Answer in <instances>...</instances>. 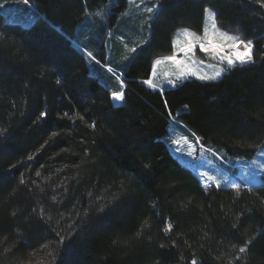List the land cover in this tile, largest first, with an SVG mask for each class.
Instances as JSON below:
<instances>
[{"label":"trees","instance_id":"1","mask_svg":"<svg viewBox=\"0 0 264 264\" xmlns=\"http://www.w3.org/2000/svg\"><path fill=\"white\" fill-rule=\"evenodd\" d=\"M155 1L149 40L134 54L111 47L105 65L109 38L132 43L127 0H0V264H264V171L239 192L205 189L162 139L174 118L228 156L263 148L264 7ZM14 7L30 23L6 19ZM206 8L253 40L255 62L215 81L144 83L179 28L202 31Z\"/></svg>","mask_w":264,"mask_h":264},{"label":"rangeland","instance_id":"2","mask_svg":"<svg viewBox=\"0 0 264 264\" xmlns=\"http://www.w3.org/2000/svg\"><path fill=\"white\" fill-rule=\"evenodd\" d=\"M127 4L129 6L123 10L122 17L126 20V22H130L129 30L132 33V39H131L132 43L129 45L126 39L124 38L125 40L124 42L123 37L120 36L118 38H114L112 41L109 38V40L105 45V53H106L105 65H110L111 47H114L115 50H119V52H121L122 50H126L129 51V53L134 54L137 51V49L140 47V45H142V43H145L149 40L148 22H150L153 19V17L156 15V13L159 10V6L155 7L153 12L151 13H149L147 9L153 8V6L157 5L158 3L155 0H134V2L132 3H130L129 0H127ZM108 5L109 8L118 6L116 2L112 4L110 3ZM7 9L4 8L2 9L6 19H13L14 17H18L20 21H22V23L24 24L30 23L31 19H33L34 16L32 10L30 15L27 14L25 15V17H22V14L18 10H15V7L12 10V12H9ZM208 9L214 10L212 8H208ZM113 11L118 12L116 10H112V12ZM19 14H21V16H18ZM206 23L207 21L204 15L203 28ZM218 26L224 31H229L231 34L238 33L237 31L222 27L219 24ZM203 28L200 33H197V35L199 36L203 35ZM179 29H183V28H179ZM178 30L173 38V41L177 38ZM109 31L111 30L109 29ZM107 36L112 37L113 34L109 33ZM133 36L139 39L142 38L144 40L143 42H139V43L135 42L136 40H134ZM179 38L182 41L185 39L183 36H180ZM133 48L136 49L135 52L131 51V49ZM174 52L176 53L178 59H185L189 63L204 61L203 65L200 64L194 65L200 73H204V72L211 73L214 69L209 67V65L218 63L217 61H213L212 59H210L209 54L201 51L198 44L190 53L185 54L184 52L178 51L176 48H174ZM164 58L165 57L157 58V59H161L162 63L156 66V73H157L156 77L152 76V72H153V66H152V71L148 78V79L152 78L155 80V82L161 84V88H157V89L175 87L187 79L200 80L198 79L197 76H188L185 79L178 81L175 85L167 83V79L163 74L165 72L174 71L175 69L172 67L170 62L164 60ZM94 60L95 59L91 60L93 62L90 61L89 63L90 66H92V63L95 62ZM156 60H154V62ZM223 66L227 67L226 64ZM104 69L108 72V74L111 76L114 82L117 83L119 87L122 86L121 85L122 79L119 71H115L109 66H105ZM108 69H111V71H109ZM94 73L96 75H99L98 72H94ZM112 79L110 83L113 82ZM112 100L114 102L117 101L120 102V100H115L113 99V97ZM185 136L188 137V140L192 144H196L195 135H193L186 127H184L177 120L171 118L167 129V134L162 139L165 142L170 154L173 157H175L182 165L192 170L197 175L199 181L201 182L202 186L205 189H209L211 187H217V186L215 182L206 183V178L202 175L203 173H208L210 176H214L216 180L220 181V185L218 187L228 188L235 192H237V189L232 188L231 187L232 184L240 185V189H242V188H250L253 186H257L262 183L263 180L261 179V173L262 171H264V146L256 153V155L253 158L242 159V158L231 157L224 154L221 151H214L213 149L204 147L203 145L200 144V142L199 144H196V148L193 152L192 147H190L189 144L185 143V141L182 139V137ZM177 140L180 141L179 145L174 143V141ZM190 152H193V154L189 155ZM26 264H38V261L31 260Z\"/></svg>","mask_w":264,"mask_h":264},{"label":"snow or ice","instance_id":"3","mask_svg":"<svg viewBox=\"0 0 264 264\" xmlns=\"http://www.w3.org/2000/svg\"><path fill=\"white\" fill-rule=\"evenodd\" d=\"M25 3H28V0H24ZM130 3L134 2V0H129ZM257 3L264 7V0H256ZM159 6L154 5L153 8H148L147 11L149 13L153 12L154 8ZM205 19L207 23L203 28V35L199 36L196 32L191 31L188 28L179 29L177 33V38L173 41V46L180 52H184L185 54L192 52V50L199 45L201 51L209 54L210 59L213 61H217V64L209 65V67L214 70L211 73L204 72L200 73L198 69L194 66L195 64L203 65L204 61L191 62L189 63L185 59H178L176 53L173 55L165 57L164 60L170 62L172 67L175 69L174 71L165 72L163 75L167 79V83L175 85L178 81L185 79L188 76H197L198 79L202 81H215L219 77L222 76L226 71L236 67L237 65H249L255 62L254 60V43L253 40H245L242 37V34H231L229 31L222 30L217 23V12L211 9L206 8ZM210 24V27H209ZM183 36L185 39L182 41L179 37ZM132 52H135L136 49H131ZM90 57H92V53H88ZM95 59V57H92ZM162 60L157 59L153 64V72L152 76L156 77V66L161 64ZM227 67H224L225 65ZM111 71V69H108ZM144 83L149 85L153 89L161 88V84L155 82L154 79L150 78L145 80ZM121 85L123 86V82L121 81ZM112 97L115 100H123L124 92H113ZM46 113H41V116H45ZM95 127V124L92 125ZM0 134H2V130H0ZM185 143H188L190 147H192L193 152L196 148V144H199L200 137H195L196 144H192L188 137H182ZM175 144L179 145L180 141H174ZM193 152H190L189 155H192ZM39 175V173H37ZM206 178V183L215 182L216 186L220 185V181L216 180L214 176H210L208 173L202 174ZM23 183V181H21ZM232 188L237 189L239 192L240 185L232 184ZM14 215V214H13ZM172 224L169 223L167 225L166 231L172 229ZM60 243H63V238H61ZM252 243V240H248L244 243L243 246L239 248L240 253H245ZM44 247V246H42ZM48 255H51L49 253ZM238 259V257H237ZM39 264H45L44 261H40ZM191 264H198L196 259H193Z\"/></svg>","mask_w":264,"mask_h":264},{"label":"crops","instance_id":"4","mask_svg":"<svg viewBox=\"0 0 264 264\" xmlns=\"http://www.w3.org/2000/svg\"><path fill=\"white\" fill-rule=\"evenodd\" d=\"M112 97V96H111ZM115 103H119L118 101L117 102H115Z\"/></svg>","mask_w":264,"mask_h":264}]
</instances>
